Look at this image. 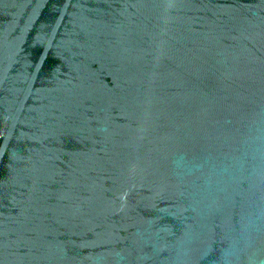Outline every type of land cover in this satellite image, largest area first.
Here are the masks:
<instances>
[{
  "label": "water",
  "instance_id": "95a60500",
  "mask_svg": "<svg viewBox=\"0 0 264 264\" xmlns=\"http://www.w3.org/2000/svg\"><path fill=\"white\" fill-rule=\"evenodd\" d=\"M0 264H264V0H0Z\"/></svg>",
  "mask_w": 264,
  "mask_h": 264
}]
</instances>
